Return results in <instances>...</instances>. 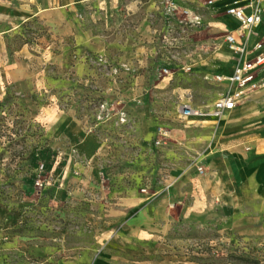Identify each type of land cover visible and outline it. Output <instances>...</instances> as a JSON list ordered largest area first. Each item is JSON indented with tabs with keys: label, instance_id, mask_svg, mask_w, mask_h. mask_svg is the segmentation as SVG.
Masks as SVG:
<instances>
[{
	"label": "rangeland",
	"instance_id": "1",
	"mask_svg": "<svg viewBox=\"0 0 264 264\" xmlns=\"http://www.w3.org/2000/svg\"><path fill=\"white\" fill-rule=\"evenodd\" d=\"M236 1H0V264H264V199H228L257 193L264 91L179 116L225 89Z\"/></svg>",
	"mask_w": 264,
	"mask_h": 264
},
{
	"label": "built area",
	"instance_id": "2",
	"mask_svg": "<svg viewBox=\"0 0 264 264\" xmlns=\"http://www.w3.org/2000/svg\"><path fill=\"white\" fill-rule=\"evenodd\" d=\"M226 13L237 23L235 32L227 33L224 42L238 55V65L231 75L216 76V81L224 85L225 89L212 105L205 108H195L188 104L182 106L179 116L183 120L220 118L236 109L245 98L264 89V78L260 77L264 68V41L255 42L249 49L255 29L263 22L264 0L236 1L227 7ZM237 37L242 39L241 43ZM106 110V104L101 105L98 119L103 120ZM124 116L122 112L120 116L122 122ZM197 169L199 173L205 171L202 166H197Z\"/></svg>",
	"mask_w": 264,
	"mask_h": 264
},
{
	"label": "crops",
	"instance_id": "3",
	"mask_svg": "<svg viewBox=\"0 0 264 264\" xmlns=\"http://www.w3.org/2000/svg\"><path fill=\"white\" fill-rule=\"evenodd\" d=\"M1 1V0H0ZM86 1H92V0H62V3H63V5H64V7H71V6H73V5H77V4H79V3H82V2H86ZM1 3H4L5 4V2H1ZM8 5H4L3 6V9H5V11H6V14L7 15H16V16H20V15H22L21 13V9H19V8H14L13 6H12V3L11 2H8L7 3ZM228 18H230V17H228ZM230 19H232V18H230ZM233 20V19H232ZM234 21V20H233ZM235 24V27L233 28V30H230L229 31V33H232V32H235V30H236V28H237V23L235 22L234 23ZM235 34V33H234ZM237 39H238V41L241 43L242 42V39L241 38H239V37H237ZM261 40H263L264 41V17H263V22H262V24L259 26V27H257L256 29H255V35L253 36V40H252V42H251V45L249 46V49H251L252 48V46H253V44L255 43V42H257V41H261ZM228 50H229V52H230V56H229V63H230V70H228V71H226V72H222V73H219V74H217V76H228V75H231L233 72H234V69L236 68V66L238 65V62H237V60H238V55L236 54V53H234V52H232L229 48H228ZM260 77L261 78H264V68L262 69V72H261V75H260ZM264 91V89L263 90H260V91H258V92H256V93H254V94H252V95H250L249 97H247V98H245L238 106H237V108L236 109H234L233 111H231V112H227V113H229L230 115L233 113V112H235V111H237L239 108H241L246 102H247V100H249L250 98H252L254 95H256V94H258V93H261V92H263ZM190 119H192V120H195V121H198V122H206L207 120H217L218 118H214V117H209V118H205V119H200V118H190ZM247 156H245V154H243V158L245 159V161H247V160H252V159H254V158H256V157H258V158H256V161L258 162L257 163V165L255 166L256 168H257V170H258V168H261L260 170H258V176H257V182H258V185H257V193L256 192H250L248 195H246V194H242L241 196H233L232 195V193H230L229 195H228V199L231 201H233V200H237V201H240V202H244V201H247L248 199H252L253 197L254 198H256L257 200H260V199H264V144H256V152L253 154V153H250V155L248 156L249 158H246ZM202 167H204V172H208L210 169H211V164H209V163H203L202 165H201ZM255 167H252V168H255ZM263 168V169H262ZM198 172L196 171V174H197ZM145 214H144V212L143 213H141L140 215H139V218L140 219H144L145 218V216H144ZM155 219H159V217L158 216H156L155 217ZM145 221L148 223L149 222V220H147V219H145ZM147 227V226H146ZM145 227V228H146Z\"/></svg>",
	"mask_w": 264,
	"mask_h": 264
}]
</instances>
